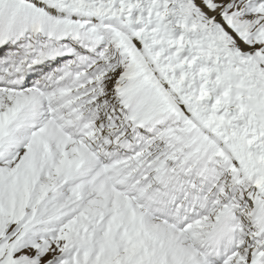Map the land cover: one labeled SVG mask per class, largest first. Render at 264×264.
Wrapping results in <instances>:
<instances>
[{
  "label": "snow or ice",
  "instance_id": "obj_1",
  "mask_svg": "<svg viewBox=\"0 0 264 264\" xmlns=\"http://www.w3.org/2000/svg\"><path fill=\"white\" fill-rule=\"evenodd\" d=\"M0 264H264V0H0Z\"/></svg>",
  "mask_w": 264,
  "mask_h": 264
}]
</instances>
